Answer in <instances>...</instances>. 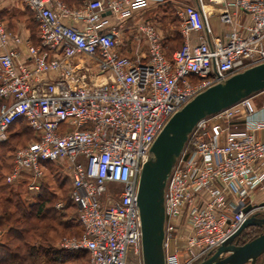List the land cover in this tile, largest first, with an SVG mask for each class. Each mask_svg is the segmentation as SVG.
Returning <instances> with one entry per match:
<instances>
[{
	"label": "built area",
	"instance_id": "built-area-1",
	"mask_svg": "<svg viewBox=\"0 0 264 264\" xmlns=\"http://www.w3.org/2000/svg\"><path fill=\"white\" fill-rule=\"evenodd\" d=\"M21 1L37 37L11 31L0 17V141L19 118L33 135L12 151L4 180L37 192L47 162L61 164L82 230L60 246L85 250L86 264H143L141 164L177 109L264 61V0H171L181 45L170 57L160 28L142 15L166 0ZM213 14L229 26L222 35H211ZM241 14L247 21L237 26ZM123 30L143 40L145 55L121 52ZM257 111L247 96L192 128L164 187L165 264H194L251 213H264V199L255 201L264 191V117ZM107 181L120 186L116 198H101Z\"/></svg>",
	"mask_w": 264,
	"mask_h": 264
},
{
	"label": "water",
	"instance_id": "water-1",
	"mask_svg": "<svg viewBox=\"0 0 264 264\" xmlns=\"http://www.w3.org/2000/svg\"><path fill=\"white\" fill-rule=\"evenodd\" d=\"M108 13V12H107ZM264 89V61L248 66L207 86L177 109L152 142L138 174L136 204L141 228L143 264H165L164 187L196 122ZM250 205L244 208L247 211ZM259 213L263 216H257ZM264 213H251L211 253L194 264H251L264 253V232L238 245L235 237L249 225H262ZM262 264H264V259Z\"/></svg>",
	"mask_w": 264,
	"mask_h": 264
},
{
	"label": "rangeland",
	"instance_id": "rangeland-1",
	"mask_svg": "<svg viewBox=\"0 0 264 264\" xmlns=\"http://www.w3.org/2000/svg\"><path fill=\"white\" fill-rule=\"evenodd\" d=\"M63 1L69 6H77L81 2L80 0H72L70 3L65 0ZM177 7L178 3L176 1H171L169 3L158 4L146 9L142 14L147 17V19L153 21L160 28L162 36L169 35L168 38L170 39L167 41L169 46H178L181 39L178 32V16L176 14ZM0 8V17L11 31H19L23 35L28 34L30 37L34 36L37 28V22L33 18L32 12L28 9L24 2L21 0H0ZM136 20L137 18H130L127 20V23H132ZM210 22L215 32L222 30L223 25L218 21L216 15L210 18ZM122 34L123 33L121 32V40L124 39ZM126 35L127 34H125V36ZM135 35V33L134 35H131L134 45L132 46L133 48L130 52L135 51L134 53L138 54L142 50L145 51V46L143 44V40L139 39V37ZM122 42L124 43L125 41ZM167 53L170 54V51ZM28 136L29 132L25 130L24 125L21 122L11 126L5 138L0 141V184L4 183V175L9 167L10 156L13 148L18 144H23L24 139L28 138ZM68 188L69 177L62 165L58 163L47 164L44 180L41 183L40 190L42 189L41 193L45 191L54 192V196H51L50 201L47 203L48 206L53 207L54 202L57 200H61L65 204L66 207L64 211H62L65 217H59V219L64 223L58 224L55 220H40L37 218H32L28 221L31 224L38 226L36 231L37 233L44 234L45 240L41 241V239L34 237L33 230L28 233V238L33 236V238L36 239L33 243L35 246H40L43 251L40 252V250H36L34 252L33 261L26 264H86L87 255L84 251L72 254L69 252L70 250L64 249L60 246V241L64 236L73 235L79 231V227L74 219V207L70 206L71 203L67 200ZM15 190L19 191L20 197L26 203L36 202L37 196L40 194V190L37 192L28 190L23 182H21L20 187H17ZM119 190L120 186L116 182L107 181L106 190L101 195V198L104 200L108 197L116 198ZM48 194L49 193H47V195ZM261 199H264V196L262 197L260 193H257L255 201L258 202ZM1 211L2 209H0V212ZM1 217L2 216L0 215V218ZM0 225L3 229V234L0 240L1 242H7L11 238L9 234V227L12 223L2 218ZM261 231L262 228H259L258 226H248L241 232L239 239L241 242L247 241L249 238H252ZM46 250L49 252L45 253ZM56 250H63L66 257L60 258V256L56 254ZM260 258L258 259L257 264H260ZM27 261H30V259ZM244 264L250 263L245 262Z\"/></svg>",
	"mask_w": 264,
	"mask_h": 264
},
{
	"label": "trees",
	"instance_id": "trees-1",
	"mask_svg": "<svg viewBox=\"0 0 264 264\" xmlns=\"http://www.w3.org/2000/svg\"><path fill=\"white\" fill-rule=\"evenodd\" d=\"M65 1L70 3L72 0H65ZM169 2H171V0H166L163 3H169ZM168 36L169 35L163 37V45L166 49V53L170 51V54L167 53V56L170 57L172 50L181 45V39H180V43L178 46H174V45L169 46L167 41H169L170 38H168ZM36 37L37 35L35 32L34 36L31 38L33 41L36 42ZM21 122L23 123L25 130L29 132L28 138L24 139L23 144H25L26 141H28L32 137L33 134L24 119L19 118L18 120L14 121L9 126V129L11 126L21 123ZM23 144H18L17 146H20ZM11 157H12V153L10 156V164H11ZM51 163L52 162H47V164H51ZM10 164L7 169V172L10 168ZM21 182L24 183V181H20L17 184L13 185V184L6 183L4 180V183L0 184V209H2V211L0 212V215L2 216L0 218V224L2 222V218L12 223V225L9 227V234L11 238L7 242H1L0 240V264H24V263L26 264L28 262L33 261L34 252L36 250L37 251L40 250V252L43 251V249H41L40 246H35L33 241H35L36 239H34L33 236L31 238H28L27 236L28 233L33 230L34 237H36L37 239L38 238L41 239V241L45 240L44 234L37 233L36 230L38 229V226L28 222L30 221V219L32 218H37L40 220L51 219V220H55L58 224L64 223L62 222V220L59 219V217L60 216L65 217V215L62 213V211H64L66 207L65 204L63 203V206L60 208H56L54 205L53 207L47 205V203L51 199V196H54V192L45 191L41 193L42 191L41 189L39 192L40 194L37 196L36 202L26 203L20 197L19 191L15 190L17 187H20ZM69 188H70V183H69ZM69 188H68V191H69ZM47 193L49 194L47 195ZM67 200L71 203L70 206L74 207V210H75V205L69 199V197L67 198ZM76 223L79 227V231L73 235H79L82 230L78 221H76ZM56 251H57L56 254H58L60 258L66 257V254L63 253V250H60V251L56 250ZM82 251L86 253V251L82 249L69 251V252H71L72 254H77L78 252H82ZM46 252H49V251L46 250L45 253ZM28 259H30V261H27Z\"/></svg>",
	"mask_w": 264,
	"mask_h": 264
},
{
	"label": "crops",
	"instance_id": "crops-1",
	"mask_svg": "<svg viewBox=\"0 0 264 264\" xmlns=\"http://www.w3.org/2000/svg\"><path fill=\"white\" fill-rule=\"evenodd\" d=\"M214 15L217 16V14H213L212 16H214ZM212 16H210V18ZM246 21H247V19H246V17L243 14L239 15L237 17V19H236L237 26H240L241 24H244ZM210 25H211V29H212L211 30V35H213V36L214 35H222L226 30L229 29V26L228 25L222 23V25H223L222 30H219V31L215 32L213 30V27H212L211 22H210ZM122 33H123L122 35L124 37V39L122 41H125V42L124 43L121 42V45H120L121 52H123L125 54H128L130 56H133L135 58H140V56L146 54V46H145L144 42H143V44L145 46V51L142 50L138 54H135L134 53L135 51L134 52H130V50L133 48L132 46L134 45L133 38H131V36H129L127 30H123ZM125 34H127V35L125 36ZM251 99H252L255 107L258 110L257 113H256V116H259V117H262L263 116L264 117V89H262V90H260V91H258L256 93H254V94H252L251 95ZM258 135L259 136H264V130L258 131ZM260 195L263 197L264 196V191L261 192Z\"/></svg>",
	"mask_w": 264,
	"mask_h": 264
},
{
	"label": "flooded vegetation",
	"instance_id": "flooded-vegetation-1",
	"mask_svg": "<svg viewBox=\"0 0 264 264\" xmlns=\"http://www.w3.org/2000/svg\"><path fill=\"white\" fill-rule=\"evenodd\" d=\"M257 216H263V214H261V213H259ZM249 226H258L259 228H262V231L261 232H264V223L262 224V225H249ZM248 227V226H247ZM246 228V227H245ZM244 228V229H245ZM243 229V230H244ZM242 230V231H243ZM241 231V232H242ZM241 232L235 237V239H234V242L236 243V244H238V245H241V244H243V243H245L246 241H244V242H241L240 241V239H239V236H240V234H241ZM261 232H259V233H261ZM258 233V234H259ZM258 234H256V235H254L252 238H254L255 236H257ZM252 238H249L247 241H249V240H251ZM261 257V258H260ZM260 258V264H262V262H263V259H264V253L263 254H261V255H259L258 257H257V259L253 262V264H257V261H258V259ZM247 262H249L250 264H251V262L250 261H247ZM244 264V263H243Z\"/></svg>",
	"mask_w": 264,
	"mask_h": 264
}]
</instances>
